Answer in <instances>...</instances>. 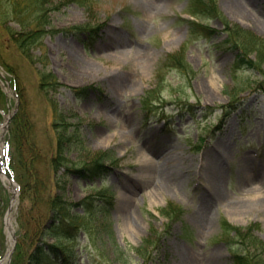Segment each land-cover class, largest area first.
Returning <instances> with one entry per match:
<instances>
[{"label": "rangeland", "instance_id": "obj_1", "mask_svg": "<svg viewBox=\"0 0 264 264\" xmlns=\"http://www.w3.org/2000/svg\"><path fill=\"white\" fill-rule=\"evenodd\" d=\"M89 1L55 0L34 52L42 67L0 36V58L13 74L0 69V79L15 81L19 93L6 90L3 119L17 108L31 125L41 177L53 176L57 127L69 143L67 166L80 170L105 154L115 162L93 181L67 179L62 199L93 210L77 207L82 229L48 243L71 257L64 264H233L224 223L252 231L248 245L254 236L264 243V206L252 200L264 195V47H248L245 58L222 22L248 33V44L264 43V0L205 1L213 17L194 0ZM82 61L93 72L75 65ZM36 70L51 76L41 88ZM18 172L26 183L27 172ZM25 194L10 216L29 253L45 208ZM0 197V264H10L3 213L12 189L1 178Z\"/></svg>", "mask_w": 264, "mask_h": 264}, {"label": "trees", "instance_id": "obj_2", "mask_svg": "<svg viewBox=\"0 0 264 264\" xmlns=\"http://www.w3.org/2000/svg\"><path fill=\"white\" fill-rule=\"evenodd\" d=\"M65 1L76 4L90 2L89 0H60L58 4H63ZM205 1L209 0H194L195 5L197 4L199 6L201 13L212 17L215 16L217 13L216 11L215 13H210V10L205 11V9L209 7V3H205ZM58 6L55 3V0H0V36L4 37L7 41H10L9 43L14 44L31 65L37 63L42 67L44 61L42 58L43 54L36 56L34 55V52L37 49V46H41L40 43L43 37L48 34V31L46 30L49 27V22H46L47 18L50 16V13L58 9ZM219 17L220 14L218 15V18ZM222 23L224 26V33L228 35L239 53L246 56L245 58L251 57L252 55V53L248 52V47H255V49L260 45L264 47L263 42H256V45L248 44L245 39L246 37H249L248 33L239 30L242 33V37L238 32L234 33L236 29L230 24L224 21ZM245 35L248 36L245 37ZM241 38L244 39L246 44L243 43ZM237 63L238 62H236V65ZM0 65L4 67L7 73L11 74L1 58ZM37 71L38 70H36V72ZM38 73V82H40L39 87L41 88V79L49 80L51 76H47L46 78L40 71H38ZM15 89L18 91L16 82ZM258 90L262 91L264 94V85H260ZM4 97L5 95L0 87V101H2ZM146 104V108L150 110L151 107L149 102L146 101ZM1 121L2 118L0 115V123ZM57 128L58 129L55 128L57 144L54 157L51 161L53 176L52 179H48V177H41V173L38 169L39 155L31 144V125L25 120H21L20 113L18 112L13 117L9 126L8 134H10L8 135L7 140L11 147L10 168L15 179L21 186L20 199L22 198L23 200L25 190H28L32 204H42L45 208L36 219L37 232L35 235V243L29 253H26L28 249L27 239L24 236L23 239L18 236L13 256L16 261L21 259V264H64L66 261L72 262L71 257L68 256L66 252L57 245V243H48L47 239L53 238L55 239V242H59L63 238L68 239L71 234L74 235L75 232L83 227L81 224L83 217L82 215H77L74 212L76 211L75 209L81 206L83 208H81L82 214L90 215V211L93 210V208H91V203L88 205L86 202L74 204L70 201L63 200L60 190L64 189L66 181L72 176V173H77L78 176L93 181L95 178L108 172L105 164L114 165L115 163L107 160L108 158H105V154L100 160L85 167L83 166L80 170L67 166L68 161L65 155H68L69 153L68 150H66V146H69V143L66 144L65 130H63L61 134L57 133V131H61L63 128ZM23 151L26 152V160L22 157ZM101 161L106 163L101 164ZM19 168H22L23 171L27 172L24 176L26 182L24 184L19 180L21 177L18 172ZM3 202L4 201H2L0 197V206L3 205ZM97 209L102 211V208L99 205L97 206ZM222 227L225 231H230V235H233L232 237H229L228 242H226L232 256L233 264H262V262H264V243L260 242L255 236L249 239L251 242L250 245L246 243L248 239L247 237H252L250 234L253 233L252 231L246 235L230 224L224 223ZM248 231L249 229L247 232ZM137 252L140 253L139 251Z\"/></svg>", "mask_w": 264, "mask_h": 264}, {"label": "bare ground", "instance_id": "obj_3", "mask_svg": "<svg viewBox=\"0 0 264 264\" xmlns=\"http://www.w3.org/2000/svg\"><path fill=\"white\" fill-rule=\"evenodd\" d=\"M237 11H239L238 13H240V14H242L243 13V9L241 8H239V7H237ZM78 64V65H77ZM75 65H77V66H80L81 67V69H83V70H85L86 71V75L87 74H89L90 72H93L92 71V68L90 67V64L89 63H87V62H84V61H82V62H78V63H75ZM92 65V64H91ZM79 67V68H80ZM162 179L163 178H161V180H160V186H161V189H166L167 188V186L165 185V182L164 181H162ZM211 183H212V181H211ZM213 192H214V190H213ZM255 192V191H254ZM211 194H212V192H211ZM253 200V202L254 203H256V204H258V205H262V206H264V195L263 196H254V198L252 199ZM140 205L141 204H139V203H133L130 207H129V209H132L133 211H137L138 209H139V207H140ZM240 204H235V205H232V206H230V208L229 209H231V210H235L236 209V207L238 208V207H240L239 206ZM238 211V210H237ZM230 212V211H229ZM240 212H242V211H240ZM233 214L235 215V214H237L236 212L234 213L233 212ZM9 229H11V220H10V222H9ZM185 264H190V263H188V262H186Z\"/></svg>", "mask_w": 264, "mask_h": 264}]
</instances>
